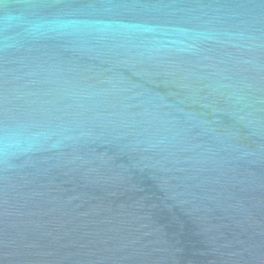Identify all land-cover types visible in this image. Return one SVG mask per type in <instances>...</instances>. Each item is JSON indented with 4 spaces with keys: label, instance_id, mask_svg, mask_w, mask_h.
<instances>
[{
    "label": "water",
    "instance_id": "water-1",
    "mask_svg": "<svg viewBox=\"0 0 264 264\" xmlns=\"http://www.w3.org/2000/svg\"><path fill=\"white\" fill-rule=\"evenodd\" d=\"M0 264H264V0L0 6Z\"/></svg>",
    "mask_w": 264,
    "mask_h": 264
},
{
    "label": "snow or ice",
    "instance_id": "snow-or-ice-1",
    "mask_svg": "<svg viewBox=\"0 0 264 264\" xmlns=\"http://www.w3.org/2000/svg\"><path fill=\"white\" fill-rule=\"evenodd\" d=\"M17 2H18V0H17ZM8 3H9V0H0V6H7L8 5Z\"/></svg>",
    "mask_w": 264,
    "mask_h": 264
}]
</instances>
